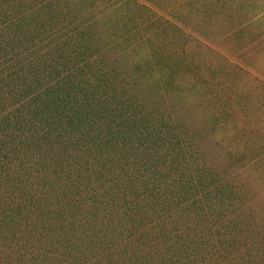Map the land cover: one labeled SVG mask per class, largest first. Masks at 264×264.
Here are the masks:
<instances>
[{"label":"rangeland","instance_id":"1","mask_svg":"<svg viewBox=\"0 0 264 264\" xmlns=\"http://www.w3.org/2000/svg\"><path fill=\"white\" fill-rule=\"evenodd\" d=\"M0 264H264V0H0Z\"/></svg>","mask_w":264,"mask_h":264}]
</instances>
